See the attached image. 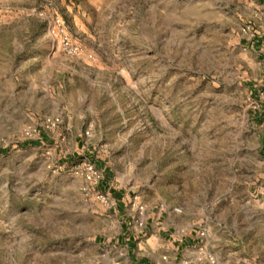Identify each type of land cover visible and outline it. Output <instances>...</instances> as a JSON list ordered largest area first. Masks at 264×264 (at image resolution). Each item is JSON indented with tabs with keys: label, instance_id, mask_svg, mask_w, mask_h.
<instances>
[{
	"label": "rangeland",
	"instance_id": "374dc122",
	"mask_svg": "<svg viewBox=\"0 0 264 264\" xmlns=\"http://www.w3.org/2000/svg\"><path fill=\"white\" fill-rule=\"evenodd\" d=\"M261 12L0 0V264L95 263L104 177L195 230L205 264H264Z\"/></svg>",
	"mask_w": 264,
	"mask_h": 264
},
{
	"label": "crops",
	"instance_id": "0c3cea01",
	"mask_svg": "<svg viewBox=\"0 0 264 264\" xmlns=\"http://www.w3.org/2000/svg\"><path fill=\"white\" fill-rule=\"evenodd\" d=\"M244 1L264 16V0ZM98 189L109 205L99 206L102 222L91 238L98 250L93 264H205L197 232L171 211H152L139 199L130 201L107 177Z\"/></svg>",
	"mask_w": 264,
	"mask_h": 264
},
{
	"label": "built area",
	"instance_id": "2783aa9c",
	"mask_svg": "<svg viewBox=\"0 0 264 264\" xmlns=\"http://www.w3.org/2000/svg\"><path fill=\"white\" fill-rule=\"evenodd\" d=\"M56 22H57L58 27H60L59 33L62 35L61 40H60L62 49H64L67 54H70V55L75 54L77 49L76 47L72 46V44L69 42L67 37L64 35L63 29H62V22L60 20H56ZM86 177L88 180H91V179L94 180V179L99 178L98 172L92 165L87 166V176ZM97 198L103 205H109V199L106 195L99 193Z\"/></svg>",
	"mask_w": 264,
	"mask_h": 264
},
{
	"label": "trees",
	"instance_id": "16d2710c",
	"mask_svg": "<svg viewBox=\"0 0 264 264\" xmlns=\"http://www.w3.org/2000/svg\"><path fill=\"white\" fill-rule=\"evenodd\" d=\"M24 145V144H23Z\"/></svg>",
	"mask_w": 264,
	"mask_h": 264
}]
</instances>
